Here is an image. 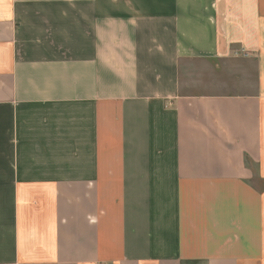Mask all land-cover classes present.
Here are the masks:
<instances>
[{"label":"crops","instance_id":"1","mask_svg":"<svg viewBox=\"0 0 264 264\" xmlns=\"http://www.w3.org/2000/svg\"><path fill=\"white\" fill-rule=\"evenodd\" d=\"M0 264H264V0H0Z\"/></svg>","mask_w":264,"mask_h":264}]
</instances>
